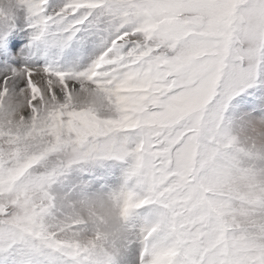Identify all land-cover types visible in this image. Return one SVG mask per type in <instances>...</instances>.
Wrapping results in <instances>:
<instances>
[{"label":"snow or ice","instance_id":"1","mask_svg":"<svg viewBox=\"0 0 264 264\" xmlns=\"http://www.w3.org/2000/svg\"><path fill=\"white\" fill-rule=\"evenodd\" d=\"M0 264H264V0H0Z\"/></svg>","mask_w":264,"mask_h":264}]
</instances>
